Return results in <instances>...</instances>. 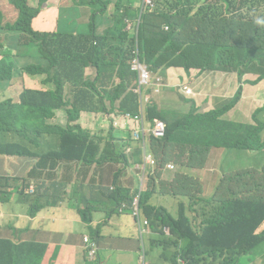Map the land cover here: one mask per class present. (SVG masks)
Returning <instances> with one entry per match:
<instances>
[{
	"label": "trees",
	"instance_id": "obj_1",
	"mask_svg": "<svg viewBox=\"0 0 264 264\" xmlns=\"http://www.w3.org/2000/svg\"><path fill=\"white\" fill-rule=\"evenodd\" d=\"M29 1L8 0L18 12L13 25H3L0 12V87L11 80L23 84L27 82L25 75L33 80L42 78V81L29 86L18 104L0 103V135L4 138L0 139V154L14 159L30 156L32 162L35 160L34 172L40 180L48 160L53 166L58 162L75 161L98 167L105 163L112 166L125 164L140 152L143 159L140 172L145 175L147 190L140 183L137 188H120L118 180L122 172L110 166L106 171L98 170L97 191L103 189L107 172L118 185L114 183L112 191L105 189L108 199L116 204L114 212L121 203L139 204L138 215L130 211L131 222L139 225L140 232L145 233L141 234L157 248V260L152 264H238L243 258L247 264H264V197L241 200L230 193V200L209 211L212 199L188 196L181 193L180 187L164 185L162 191L157 180L160 169L169 162L185 169H201L211 147L258 152L260 145L264 146L261 136L264 124H234L222 118L240 101L242 92H236L224 105L204 114L197 113L194 103L187 101L191 106L188 113L171 116L169 108L177 101L171 92L166 94L162 90L158 100L145 108L147 121L159 119L166 124L162 138L151 136L149 139L153 163L144 162L141 144L133 139L132 131L122 120L105 118L93 128L100 125V132L102 125L107 124L109 132L126 130L131 133L124 138L93 135V128L87 132L74 124L82 113L105 111L95 100L97 97L109 100L110 104L121 101L117 109L120 114L139 113V95L133 88L137 75L130 65L136 49L139 60L153 74L164 76L165 70L174 66L185 72L195 69L201 73H235L239 80L248 74V79L242 83L257 84L264 79V25H257L255 20L264 17V0H153L155 8L146 11H141L135 0L132 4L122 0H73L71 7H75V11L82 1L94 6L88 22L78 25L79 17L70 12L71 7L59 14L56 10L49 13L57 14L54 18L56 31L52 33L36 32L32 28L33 19L41 18L46 0H40L36 7L30 6ZM111 5L113 9L107 16V7ZM128 23L134 26L132 31L128 30ZM106 24L107 27L97 33L98 28ZM88 67L93 72L92 78L85 74ZM66 87L69 94L65 92ZM152 87L146 90L152 91ZM60 111L67 117L63 126L56 121ZM260 112L258 109L256 115ZM55 130L60 132L57 151L43 153L40 144L36 145L37 137ZM78 135L83 146L75 143ZM91 136L103 141V150ZM30 137L33 143L22 142ZM70 170L71 167H67L65 173ZM88 175L84 172L82 180H93ZM248 175L242 173L234 179ZM182 176L188 186H200L191 174L185 172ZM249 181L252 183V177ZM8 182V178L0 175L2 192L11 189ZM52 187L59 195L53 194L57 199L53 203L55 206L64 200L66 186L60 182ZM71 193L67 194L70 200ZM152 193L171 199L183 198L177 215L174 217L163 207L151 204ZM186 201L190 203L188 208ZM64 203L73 211L66 198ZM76 210L81 220L89 225L92 210L87 207ZM187 213L199 219L200 230L193 227ZM99 238H102L99 225L89 227L88 242ZM70 239L76 243L78 237L72 235ZM111 241L118 242L119 238L116 236ZM39 243L15 244L0 239V264H41L46 246ZM83 244L87 260L97 263L99 246L86 245L85 237ZM140 263L150 264L144 263L143 257Z\"/></svg>",
	"mask_w": 264,
	"mask_h": 264
},
{
	"label": "crops",
	"instance_id": "obj_2",
	"mask_svg": "<svg viewBox=\"0 0 264 264\" xmlns=\"http://www.w3.org/2000/svg\"><path fill=\"white\" fill-rule=\"evenodd\" d=\"M135 2V5L139 8L140 0H135ZM56 7L57 4L54 3V0H48L44 5L43 10L40 12L42 13L41 18L49 21L52 24V27H55V30L56 25L54 18L57 14L53 15L49 13H53L54 11H56ZM0 11L2 12L6 22H13L16 19V10H10L4 7L1 2ZM181 70H183V73H181ZM191 70H193V74H190L187 78L190 70L188 72H185L184 69L174 67L167 69V75L164 77L166 84H164V86L158 93L144 90L143 98L148 99L146 106L150 103H153V100L157 101L160 92L164 90V93L166 94H169L171 92L175 100L177 101L174 103L173 107L169 108L171 116L184 115L188 113L191 106L187 101H192L194 103L196 112L199 114H203L221 107L236 94L234 93L235 88L233 87L229 90L221 92L219 96L212 97L202 94L199 97L198 94L195 93L194 88L191 85L196 83V81L204 72L201 73V71H197L195 69ZM246 79H248V76L246 77ZM215 83L216 81L213 82L214 85ZM182 86H186L191 89L193 95L189 97L184 96L180 92V88ZM133 88L136 89V86H134ZM65 92L69 94L70 90H65ZM231 93H233V95L229 97ZM179 96L183 97L186 101L181 100ZM95 100L100 102L103 110L105 111L95 112L92 114L82 113L78 120L83 121L80 126L85 131L88 132L91 128H93L96 122L105 118L118 121L123 119L122 114L117 112L118 106L116 103L113 106V110H111L109 100L105 103V100L100 97H97ZM258 109H260L261 112L256 115V111ZM262 112H264V79L254 85L246 82L242 83V94L240 101L225 115H228L229 120L237 118V123L239 124L259 126L264 124V121L261 118ZM225 115L223 116V119H225ZM62 116L66 118L65 123H67V117L65 113L63 111H60L56 115V121H58L60 126L64 125ZM99 126L100 125L92 129L93 135H96ZM261 136L264 140V129L262 130ZM91 138L93 139L94 136H91ZM57 149L58 143L48 149L40 150L43 153H47L49 151H57ZM146 150L148 151V153H151L149 140H146L144 145L141 144V151L143 155L146 153ZM4 156L5 154H0V157ZM257 157L258 161L255 160V158ZM140 159L141 161L143 160L141 156ZM132 160L133 157H131V162H129V160L128 162L132 163ZM263 161V155H259V152H245L225 150L221 148H211L208 152L206 162L201 169L185 171L179 165H176L174 171L189 173L195 180L206 185L207 195H203V198L208 200L212 199V205L208 207L209 211H212L213 208L220 206L223 201L230 200V193L235 195V197H237L238 199L243 200L242 195L248 190V184L251 183L249 181L250 177H252L251 195H255L256 190L258 189L256 180L257 174L252 175L251 171L255 169H261V172H263ZM34 164L35 160H33L32 162L30 156L19 157L18 160L14 161L0 160V175H2L4 178L9 179L8 183L11 188L8 191L1 192V195L5 200L15 202V204L6 206L4 209L9 214L19 213L20 215H14V217L18 220V223L28 221L35 227L37 231H41L42 233H49L51 236L57 239L58 244L56 248H54L49 243L43 244L46 246V250L41 264H101V262L103 264H121L118 261V258L121 257L120 251H128V248L126 246L125 248H118V246L122 243V237L125 236L129 239L128 243L131 246L132 251L141 249V247L135 242V240L129 238V236H131V229L129 225L126 224V220L123 219L126 213L119 212V210H117V212H114L121 217V219L116 223L112 222L111 218L109 219V222L105 218V223L117 229V238H119V241L112 242L110 239V243L107 244L103 237L97 239L96 242L100 248V252L98 254L100 259L97 263L96 261L93 262L87 260L85 248L81 247L82 245H84L83 238L89 237V227H94V225H98V223H96L92 219L91 223L88 226L85 225L76 209L80 208L84 210V208L87 207L90 210L92 208V206L90 205L91 201H97L96 196L99 197V203H105V210H108L107 205L109 203L113 205L114 209L116 207V204L108 199V193L105 192V189H110L111 187L115 188L116 184L114 182V179H112L111 176H108L107 172L104 174L105 181L103 189L101 191H97L98 181L100 179L98 170L101 169L106 171V169L110 167L108 163L102 164L100 167H97L95 169V173L92 178L93 180L81 181V183L84 182V185L82 184V186L85 187L86 190H81L80 188L73 185V190L71 193L72 199L68 200L69 204L73 208V211H69L64 203L65 198L68 197L67 194L63 196V201H59L57 205L53 206V203H56L57 200L53 197V194H58L53 190L54 188L52 187L53 185H55L56 187L60 184L61 181H57L56 179L59 176L67 175V173H65V170L67 167H71L72 163L58 162L55 166H53V162L51 160H48L47 165L41 171L43 173V176L40 180L34 172ZM94 167L95 164L90 166V168L92 169ZM112 169L115 170L114 167H112ZM163 169H165V167ZM85 172L89 173V170H86ZM242 173H248L249 175L241 178L240 180L234 179L235 175H239ZM163 178L164 183L165 179L169 177H167L166 173H164ZM138 183L142 185V188L144 190H147L145 179L141 181L138 177L134 178L132 186L130 188L135 187ZM116 186L118 185L116 184ZM152 195L153 199L151 200V204L157 207L168 209L173 216L177 215L179 206L183 201V198L171 199L163 197L160 194L152 193ZM46 203L48 204V206L44 207V204ZM123 204L126 203H121V205ZM10 208H14V212H11ZM27 208L30 211L29 216H27L24 212V209ZM186 216L191 219L193 227H196V229L198 230L201 229V227L197 225V220L199 219H195L194 215L190 213H187ZM38 226L40 227L38 228ZM72 235H76L78 237L76 243H72L70 239ZM4 236H10V233H6L4 234ZM0 239H8L15 244L20 242L39 243L36 241H22L19 239L16 240L10 237H1ZM118 249L120 251H118L117 253H113V251H117ZM135 254H139V252ZM99 257H97V259ZM137 260L140 262V259H137L134 255L125 263L123 262V264H135ZM152 263L153 262H151L150 264Z\"/></svg>",
	"mask_w": 264,
	"mask_h": 264
},
{
	"label": "rangeland",
	"instance_id": "obj_3",
	"mask_svg": "<svg viewBox=\"0 0 264 264\" xmlns=\"http://www.w3.org/2000/svg\"><path fill=\"white\" fill-rule=\"evenodd\" d=\"M125 3H130L132 4L133 0H122ZM1 4L10 9V10H15L14 7L8 2V0H0ZM54 3L57 4V14H59L62 11H65L69 9L73 5V0H54ZM29 5L32 7H36L40 5V0H31L29 1ZM92 5L86 3L85 1H82V5L77 6V11H75V7L70 8V12L73 14L78 15V20L77 24L78 25H84L88 22V18L92 13L93 10ZM113 9V5L107 7V16L111 14V11ZM86 10V11H85ZM85 11V12H84ZM107 27V24L99 27L97 30V33L100 31H103ZM32 28L36 32H55V27H52V24L49 21H46L45 19L38 18L33 20L32 22ZM174 67V66H173ZM182 69V68H180ZM181 73H183V70H181ZM85 74L87 78H92L93 72L92 70L89 69V67L85 70ZM190 74H193V70H190V72L187 75V78ZM158 77L161 78V82L163 84H166L164 77L167 75V71L165 70L164 76L160 73L156 74ZM247 75H244L242 80H239L237 78V75L235 73H223V72H204L199 79L196 81V83L192 84L194 91L198 96L200 97L202 94H205L206 96H219L221 92H224L225 90H229L230 88H235L234 93L239 92L241 94L242 92V82L243 80L246 79ZM25 78L27 82H24L23 84H18L11 80L10 82L5 83L2 87H0V103H4L7 101H10L13 104H18L20 100V96L22 93L29 87V86H35L36 84L40 83L42 81V78L33 80V78L28 77L25 75ZM228 79V81H227ZM222 80V81H221ZM216 81L215 85L213 82ZM65 90H69L68 87L65 88ZM233 93L229 95L231 97ZM228 97V98H229ZM108 101L105 100L104 103ZM115 103L117 106H119L121 101H116L111 103V106H114ZM261 118L264 121V112L261 113ZM225 120L231 123L236 124L238 122L237 118H233L232 120L228 119V115H225ZM62 121L65 123L66 118L62 116ZM83 123L82 120H77L74 122V124L81 125ZM110 131V127L107 124L102 125L101 131L97 132L96 135H101L104 138H110V136H113L114 138H124L130 136V132L126 130H114ZM78 134L82 136V132L78 130ZM78 135V139L75 140V143L79 146H83V143L80 141V136ZM14 137V136H13ZM89 138V137H88ZM0 139L4 138L0 135ZM17 139V138H16ZM21 139V138H20ZM19 139V140H20ZM60 139V132L58 130L51 131L49 134L44 135L43 137H37V144L39 145L41 150L48 149L52 147L53 145H56L59 142ZM18 142V141H17ZM22 142H28V143H33V137L24 139ZM92 142V140L90 141ZM94 142L97 143L99 146L100 150H103V141L100 142L98 139L94 137ZM6 143V141H5ZM129 144H126V147H128ZM105 147V145H104ZM118 148V147H117ZM116 149V148H115ZM120 150V149H119ZM123 151V149L121 150ZM259 155H263V160H264V146L260 145L259 148ZM146 154H148V151L146 150ZM18 160V158H13L12 156L5 155L4 157H0V160ZM256 161H258V157L255 158ZM129 162H131V158H129ZM128 161L125 164L121 165H112L115 170H121V175L120 180H118V185L122 189H129L132 186L133 180L135 177H138L139 179L143 180V176L141 174V160H140V152L135 153V157L132 160V163H129ZM264 164V161H263ZM89 163L85 164H78L77 161L73 162L71 164V170L68 172L67 175L59 176L56 180L64 182L66 189L65 192L67 194L71 193L73 185L80 188L81 190H86L85 187L82 186L84 185V182L81 183L84 172L86 170H89V175L88 178L92 179L95 173V169L98 167L95 165V167L92 169L90 168ZM167 165V164H166ZM165 165V169H160L159 175L157 180L159 183H161L162 191H163V186L165 185L166 187H180L181 188V193L190 195V196H195L198 195L203 197V195H207V187L204 183L198 182L200 186H192V185H187L184 182V177L182 176V173L180 171H169ZM111 166V165H110ZM111 166V168H112ZM169 171V172H166ZM139 172L140 174H138ZM172 172V173H171ZM166 173V176L169 177L165 179V182L163 183V174ZM252 175H256L257 179V185L258 189L256 190L255 195H251L252 193V183L248 184V190L242 195L243 200L248 198V199H259L261 196L264 197V174L260 170H252L251 171ZM192 182H194V179H191ZM202 185V186H201ZM137 188V186L133 187ZM138 189L140 190L141 188L138 186ZM3 188H0V238L1 237H10L14 238L16 240H22V241H36V242H42V243H49L51 244L54 248L57 247V239H55L53 236H51L49 233H42L41 231H37L35 227L30 224L28 221H24L21 223H18V220L14 217V215H20L19 213H14V214H9L8 212L5 211V207L9 205L15 204V202L5 200L2 195ZM209 197V196H208ZM98 196H96L97 201H91L90 205L92 208L90 210H93V213L91 212V218L98 223L99 228H100V234L104 238L105 242L108 244L110 243V239L114 238L117 236V229L115 227L110 226L109 224L105 223V218L109 222V219L111 218L112 222H117L121 219L119 215L114 213V207L112 204H108L107 208L108 210H105V203H99L98 202ZM69 200V198H66ZM190 203L186 201V208ZM48 204H44V207H47ZM139 208V204L135 205L133 207V211L135 214H137V209ZM11 212H14V208H10ZM24 212L26 213L27 216L30 215L29 209H24ZM124 220H126V224L129 225L131 229V236L129 238L135 240L137 244L141 247V249H137L136 251L131 250V246L128 243V238L122 237V243L118 246L124 247L125 246L128 248V251H120L119 249L117 251H113V253H117L118 251L121 252V257L118 258V261L123 264L129 259H131L132 256H136L137 259H140L141 257L144 258V263H151L154 260H157V257L155 256L157 251V248L154 247V245L151 244V241L145 234L144 231L142 230L140 232V227L137 224H134L131 222L132 220V215L131 212H127L124 217ZM83 221V220H82ZM85 225H87L85 222H83ZM125 224V225H126ZM41 226V225H40ZM38 226V228L40 227ZM88 226V225H87ZM167 232V230H165ZM10 233V236H4V234ZM142 233V234H141ZM199 233H206V232H199ZM142 236V239L140 238ZM89 243L86 242V245ZM141 251V254H135ZM66 264V263H65ZM109 264V263H106ZM135 264H140V262L137 260ZM238 264H247L246 259H240V262Z\"/></svg>",
	"mask_w": 264,
	"mask_h": 264
},
{
	"label": "built area",
	"instance_id": "obj_4",
	"mask_svg": "<svg viewBox=\"0 0 264 264\" xmlns=\"http://www.w3.org/2000/svg\"><path fill=\"white\" fill-rule=\"evenodd\" d=\"M154 8H155V4L152 0H140L139 9L141 11H146L147 9H154ZM164 29L167 30L168 28L165 26ZM133 54L134 57L131 61V69L137 72L141 78V81L139 82L137 88L135 89V92L139 95V113L135 115L122 114L123 116L122 121H124V123L132 131L133 139L144 145L146 140H149L151 136L155 138H162L165 133L166 124L164 121L159 119H154L153 122L146 121L145 108L148 99L143 98V92H144L143 88L152 84L154 86L153 91L157 93L159 87L162 86V83L160 78H155L154 80H151V74L148 68L140 63L137 52L134 51ZM183 93L185 94L186 97L193 95L191 89H189L188 87L183 88ZM152 159L154 158L151 153L144 154L145 163H153ZM169 168L172 167L169 166ZM142 176L144 180L145 175L142 174ZM135 205H137V203H134L133 205L130 206V211L134 215H138L139 214L138 209H137V214H135L133 211V207ZM124 209L125 206H123L120 209V212H122ZM85 241L88 242V238H85ZM89 245H91V243H89ZM96 247H98V244L96 245ZM90 254L93 255V252L91 251Z\"/></svg>",
	"mask_w": 264,
	"mask_h": 264
},
{
	"label": "clouds",
	"instance_id": "obj_5",
	"mask_svg": "<svg viewBox=\"0 0 264 264\" xmlns=\"http://www.w3.org/2000/svg\"><path fill=\"white\" fill-rule=\"evenodd\" d=\"M47 1L48 0H46L45 2H44V5L47 3ZM153 1V0H152ZM16 10V9H15ZM1 12V11H0ZM1 14H2V12H1ZM17 18H18V12L16 11V19L13 21V22H6L5 21V18H4V16H3V14H2V24L3 25H5V24H8V25H13L15 22H16V20H17ZM255 23L257 24V25H264V17H258V18H256V20H255ZM128 30H133V25L131 24V23H128ZM56 31V30H55ZM2 39L4 40L5 39V36H2ZM4 43H6L7 44V41H4ZM136 52H137V54H138V50L136 49L135 50ZM134 52V51H133ZM133 56H134V54H133ZM139 57V56H138ZM132 61V60H131ZM140 61V60H139ZM140 63L141 64H143V65H145L144 63H142L141 61H140ZM130 65H131V62H130ZM146 66V65H145ZM147 67V66H146ZM148 68V67H147ZM132 70V69H131ZM149 70V69H148ZM133 71V70H132ZM133 72H135V71H133ZM150 72V71H149ZM136 73V75H137V78H136V81H135V83H134V86H136V88H137V86H138V84H139V82L141 81V78H140V76H139V74L137 73V72H135ZM150 74H151V80H154L155 78H160V77H158L156 74H153L152 72H150ZM161 79V78H160ZM162 83V82H161ZM152 85V84H151ZM133 86V87H134ZM150 86V85H149ZM153 86V85H152ZM164 86V84L162 83V86H160L159 87V90H158V92L162 89V87ZM148 86H146V87H144L143 88V90H146V88H147ZM184 87H186V86H182L181 88H180V92L185 96V94L183 93V88ZM153 88H154V86L152 87V91H153ZM154 92V91H153ZM157 92V93H158ZM214 111V110H213ZM210 112V111H209ZM207 113V112H206ZM204 114V113H203ZM225 115V114H224ZM223 115V116H224ZM223 118V117H222ZM225 120V119H224ZM239 124V123H238ZM211 148H221V147H211ZM210 148V149H211ZM209 149V150H210ZM221 149H225V148H221ZM225 150H227V149H225ZM235 151H243V150H235ZM209 152V151H208ZM245 152H251V151H245ZM208 155V154H207ZM154 158V157H153ZM206 162V161H205ZM167 164V165H166ZM165 165H166V167H167V169H169V170H174V168H175V166L176 165H179V164H177V163H173V162H169V163H166ZM169 166H171L172 168H169ZM183 170H185V171H190V170H193V169H185L184 167H182L181 165H179ZM236 176V175H235ZM235 176H234V178H235ZM109 189V188H108ZM114 188H110L109 189V191H112ZM105 192H107V191H105ZM108 193V192H107ZM123 206H125V209L122 211L123 213H127V212H129L130 211V206L131 205H128V204H123V205H120L119 207H118V209L117 210H119V212H120V209L123 207ZM116 208V207H115ZM164 209H166V208H164ZM169 213H170V211L168 210V209H166ZM178 213V212H177ZM171 214V213H170ZM175 217V216H174ZM88 239H89V237H88ZM91 245L92 246H96L97 245V242L96 241H94V242H91Z\"/></svg>",
	"mask_w": 264,
	"mask_h": 264
}]
</instances>
